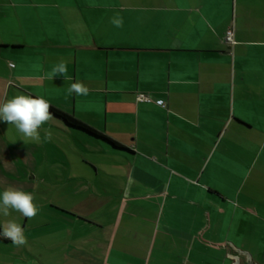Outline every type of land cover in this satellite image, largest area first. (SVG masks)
<instances>
[{
	"label": "crops",
	"instance_id": "0c3cea01",
	"mask_svg": "<svg viewBox=\"0 0 264 264\" xmlns=\"http://www.w3.org/2000/svg\"><path fill=\"white\" fill-rule=\"evenodd\" d=\"M17 94L51 119L38 141L0 121V184L43 202L12 215L27 244L0 237V264H246L231 228L264 155V0H0V103Z\"/></svg>",
	"mask_w": 264,
	"mask_h": 264
},
{
	"label": "clouds",
	"instance_id": "9594fccd",
	"mask_svg": "<svg viewBox=\"0 0 264 264\" xmlns=\"http://www.w3.org/2000/svg\"><path fill=\"white\" fill-rule=\"evenodd\" d=\"M117 27L123 26L122 19L114 20ZM67 74L65 62H61L52 70L54 75ZM50 77V78H52ZM87 95L88 89L81 83H72L68 88V94ZM51 105L42 96H32L30 94H17L0 103V121L13 125L21 134L23 140L38 141L39 129L51 119ZM34 195L25 192L20 188L9 186L0 191V213L4 216L10 215L11 211L21 213L26 218H33L37 215L39 208L34 203ZM0 236L10 239L17 246L27 244V239L23 235V229L15 222L9 221L0 232Z\"/></svg>",
	"mask_w": 264,
	"mask_h": 264
},
{
	"label": "rangeland",
	"instance_id": "374dc122",
	"mask_svg": "<svg viewBox=\"0 0 264 264\" xmlns=\"http://www.w3.org/2000/svg\"><path fill=\"white\" fill-rule=\"evenodd\" d=\"M256 122V144L257 152L260 145L262 134L259 130L260 124ZM23 152V150L21 151ZM264 152V151H263ZM264 155L257 154V160L252 164L248 175L245 177L243 167L240 168L241 183L239 186V199L233 202L235 219L232 224V237H238L239 244L246 252L240 253V258L246 264H262V255L264 254ZM23 165L18 167V172L23 173ZM237 189V184H234ZM12 187L20 188L25 192L32 193L35 197L34 202L40 201L41 186L17 184ZM7 187L0 184V191ZM43 202V201H40ZM39 211L41 207H38ZM16 214L23 220L25 217L19 212H10V215L4 216L0 213V221L12 220V215ZM246 247V248H245ZM251 254L252 259L248 256Z\"/></svg>",
	"mask_w": 264,
	"mask_h": 264
},
{
	"label": "built area",
	"instance_id": "2783aa9c",
	"mask_svg": "<svg viewBox=\"0 0 264 264\" xmlns=\"http://www.w3.org/2000/svg\"><path fill=\"white\" fill-rule=\"evenodd\" d=\"M223 41L225 44L231 46L235 43V40H234V36H233V29L230 27L228 29H226L225 33H224V36H223ZM136 101L137 102H151L152 99L151 97L148 95V94H145V93H142V92H138L136 94ZM156 103L160 106H164V101L159 99V100H156ZM2 239H5V240H10V239H7L3 236H0ZM11 241V240H10ZM238 258L237 256H233V263L232 264H237V261Z\"/></svg>",
	"mask_w": 264,
	"mask_h": 264
}]
</instances>
